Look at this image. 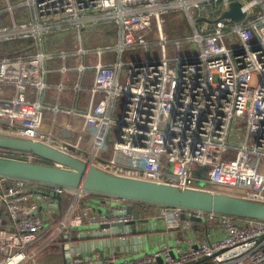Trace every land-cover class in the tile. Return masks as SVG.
<instances>
[{
    "label": "built area",
    "instance_id": "2783aa9c",
    "mask_svg": "<svg viewBox=\"0 0 264 264\" xmlns=\"http://www.w3.org/2000/svg\"><path fill=\"white\" fill-rule=\"evenodd\" d=\"M232 1L7 0L9 10L26 5L32 15L29 20L0 25V52L4 42L28 37L34 38L37 51L0 56V100L9 102L13 113L8 121L0 117V123L8 126L0 133L54 145L45 138L49 133L40 115L47 63L52 58L45 36L56 27L73 26L80 31L86 19L105 18L119 25V37L98 51L114 50L118 59L95 67L93 90L103 96L86 110H66L83 119L85 134L70 119L65 130L80 135L59 148L79 147L89 156L73 153L112 173L213 191L229 188L233 194L264 202V170L253 162L254 156L259 162L264 158V0H238L246 12L240 22L222 18ZM177 9L194 26L187 40H172L165 32L166 14ZM202 17L211 21H201ZM187 41L197 44V52L184 50ZM171 44L177 48L174 56ZM155 47L158 56L152 53ZM125 51L135 55L125 61ZM78 53L85 56L87 50L81 47ZM124 65L126 74L121 79ZM11 67L18 68L14 75H9ZM86 67L80 64L79 69ZM6 86H11L8 95ZM80 88L77 84L76 91ZM121 101L123 111L117 117ZM21 108L31 109L32 114L22 116ZM54 109L62 108L57 104ZM112 129H116L115 143L110 145ZM234 129L239 132L235 138ZM230 149L235 150L231 158ZM0 155L42 161L32 152L1 147ZM72 190L75 196L60 218L45 220L40 206H51L54 196ZM88 194L0 176V264H158L159 257L161 264H264V220L164 205L160 216L168 229L178 228L186 211L208 221L220 218L225 235L186 250L167 246L140 259H121L117 254L102 257L99 252L78 259L86 239L95 235L93 229L86 232L85 226H100V234H106L114 224H128L134 218L122 199H116L122 204L114 206L111 214L93 212L91 205L82 204ZM76 230L83 233L78 232L81 247L76 246ZM58 244L65 249L64 260L46 261L45 254Z\"/></svg>",
    "mask_w": 264,
    "mask_h": 264
},
{
    "label": "crops",
    "instance_id": "0c3cea01",
    "mask_svg": "<svg viewBox=\"0 0 264 264\" xmlns=\"http://www.w3.org/2000/svg\"><path fill=\"white\" fill-rule=\"evenodd\" d=\"M11 2L16 4V1ZM31 15L32 12L29 6L25 5L16 7L14 10H9L7 0H0V25H12L14 21L29 20ZM85 25L80 31L73 26L56 27L45 36L46 50L52 55V58L47 63L49 75L45 78L46 86L41 93L43 107L40 115L45 119L44 130H47L49 133L45 137L46 140L51 141L58 147L66 145L65 142L76 141L78 135H80L79 131L65 130V123L70 119L72 124L85 134L83 132L85 128L83 119L78 115L70 116L66 110L71 107L76 108L79 112L86 110L104 95L103 92H95L93 90L95 67L100 63L116 61L119 55L114 50L106 52L98 51L99 47L114 44L112 42L117 41L119 37V25L115 21L105 18H89L85 20ZM94 26H98L99 29L96 33H91ZM85 34L87 38H85ZM49 35H52V37L47 39ZM90 36H94L95 39H90ZM81 47H85L87 50L85 56L78 53ZM36 51L33 37L17 38L3 43L0 56L5 54L9 56L28 55ZM128 52L132 51H125L122 55L125 61L131 58ZM80 64L87 66L84 71H80ZM126 67L127 65H124L120 72L121 79L125 78ZM17 69L11 67L9 75H14ZM77 84L81 86L78 91H76ZM10 87L6 86V95H8ZM30 95L32 99H36L35 94L31 93ZM57 104L62 109L56 112L54 106ZM20 114L28 116L32 114V111L28 108H21ZM12 116L10 103L0 100V117L8 121ZM7 128V125L0 123L1 131H6ZM75 153L89 156L88 153L80 150L79 147L75 148ZM75 193L76 191L72 190L69 193L63 194L61 199L54 196L51 206L42 204L40 206V213L44 216L45 220H58L62 212L66 211L70 205ZM95 197L97 199V210L93 206V204L96 206L95 203H89ZM85 199L90 200L87 202ZM85 199L82 200V204L91 205L93 212L107 213L108 210L114 207L112 206L114 198L107 196L90 193ZM133 202L129 201L126 205L132 204L138 209L141 212L142 220H132L130 223L124 225L114 224L111 226V232L106 234H100V226L96 229L85 226L86 229L89 228L85 230L86 232L93 229L91 231L95 234L93 235L94 237L91 236L89 239H86L84 242L85 248L81 247L80 241L82 239L78 237V232L83 234L81 230L74 232L76 246L81 247L79 250L81 253L77 256L78 259L86 255L95 254L93 253L94 250L99 252L102 257L117 254L119 257L124 258H136L137 254L139 255L143 251L149 252L147 249L155 246H161L162 249L167 246H178L182 250H186L205 240L217 239L225 235V228L220 218L213 221L195 220L185 211L182 214L180 226L168 229L163 217L160 216L162 205L142 202V204L135 206ZM187 220L191 222L188 223ZM97 232L99 234H96ZM121 236L125 238H121ZM59 247L62 248V252ZM51 249L45 254V260L50 263L62 262L65 251L63 246L58 244Z\"/></svg>",
    "mask_w": 264,
    "mask_h": 264
},
{
    "label": "water",
    "instance_id": "95a60500",
    "mask_svg": "<svg viewBox=\"0 0 264 264\" xmlns=\"http://www.w3.org/2000/svg\"><path fill=\"white\" fill-rule=\"evenodd\" d=\"M245 17L246 12L238 0L232 1L222 14V18L237 22L243 21ZM200 20L211 21L206 17ZM0 147L32 152L42 159V161H30L0 155V176L81 189L127 202L139 201L192 211L214 212L242 219L264 220V202L228 192L182 187L174 183L112 173L79 157L73 153L75 151L73 147H69L70 151H66L46 141L4 133H0ZM205 175L202 173L203 177ZM56 197L61 199L59 194ZM126 212L133 215L134 221L142 220L141 212L132 204L127 205ZM107 213L111 214V210ZM191 218L206 221L204 217L195 215ZM142 253L144 254L138 255L136 259L148 255L146 251L140 254Z\"/></svg>",
    "mask_w": 264,
    "mask_h": 264
},
{
    "label": "rangeland",
    "instance_id": "374dc122",
    "mask_svg": "<svg viewBox=\"0 0 264 264\" xmlns=\"http://www.w3.org/2000/svg\"><path fill=\"white\" fill-rule=\"evenodd\" d=\"M98 29H99L98 26H94L91 33H96ZM165 32H166L167 36L170 37L172 40L176 39V38H183L184 40H187L186 39L187 36L192 35L194 33V26L191 24V22H190L187 14L185 12H183L180 9L171 10L165 16ZM84 36H85V38H87L86 34ZM50 37H52V35L47 36V39H49ZM90 39H95V37L90 36ZM112 43H115V42H112ZM172 44L170 45V50H171V55L174 56L177 53V48L175 45H172ZM184 50L189 51V54H194L195 52H197L196 51L197 50V44H195L193 41H187L184 43ZM128 53L132 56L135 55V52H128ZM152 53L155 56H158L160 54L158 51V48H156V47L153 48ZM122 101L119 104V107H118L117 112H116L117 117H121V114L123 111ZM115 130L116 129H112L111 134L108 136V142L110 143V145H113L115 143V133H114ZM232 133H233V138H235L236 135L239 134L237 129H234ZM254 142H255V137L253 135L252 140H251V144H254ZM227 155H230V158H231L232 156L235 155V150L230 149V151L228 152ZM258 160H259V157H257V156L253 157V162L255 161L256 164L260 163L258 165V169L264 170V158H262L260 160V162ZM261 163H262V165H261ZM197 171H198V166L196 165L195 166V173H197ZM217 190H221V191L228 192V193H233V190H231L229 188L217 187ZM89 200L90 199H88V200L86 199L87 202H89ZM96 200L97 199L95 197L92 201L90 200L89 203H95L96 204ZM120 204H122V201L116 200V199L112 200V206H116V205H120ZM94 207H95V210L98 209L97 204H96V206L94 205ZM100 210H101V208H100ZM93 228L96 229V228H98V226H93ZM161 249H162L161 246H155L153 248L147 249V251L149 250V252H147V253L153 254V253L159 252ZM60 250L62 252V248H60ZM50 253H52V252H50ZM93 253H96V250H94ZM143 254L144 253L139 254V256H141ZM137 257H138V254L136 255V258ZM121 259H124V257H121ZM128 259H132V257H129ZM157 262H158V264H161L163 262L162 257H159ZM83 264H86V263H83Z\"/></svg>",
    "mask_w": 264,
    "mask_h": 264
},
{
    "label": "trees",
    "instance_id": "16d2710c",
    "mask_svg": "<svg viewBox=\"0 0 264 264\" xmlns=\"http://www.w3.org/2000/svg\"><path fill=\"white\" fill-rule=\"evenodd\" d=\"M133 203L135 204V206H136V205L138 206V205L142 204V202H139V201H134ZM4 217H5V219L7 220V216L4 215Z\"/></svg>",
    "mask_w": 264,
    "mask_h": 264
}]
</instances>
